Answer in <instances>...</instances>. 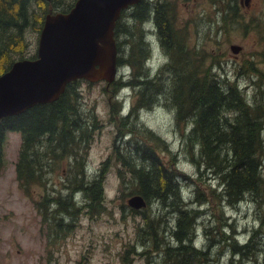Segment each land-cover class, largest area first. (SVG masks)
I'll use <instances>...</instances> for the list:
<instances>
[{
	"label": "trees",
	"instance_id": "trees-1",
	"mask_svg": "<svg viewBox=\"0 0 264 264\" xmlns=\"http://www.w3.org/2000/svg\"><path fill=\"white\" fill-rule=\"evenodd\" d=\"M76 1L0 0V74L7 71L14 61L26 58L27 29L37 28L41 34L49 12H68ZM233 1L218 0L225 14L235 19L237 11L233 8ZM49 3L52 4L51 10H46ZM236 3L239 5L237 0ZM175 14V1L141 0L123 10L117 22L115 37L119 71L120 67L128 64L132 76L128 82L116 78L109 86L106 85V89L115 88V94L123 85L133 88L135 106L130 114L122 117L125 121L122 120L121 124L134 126L127 129L130 131L116 134L114 152L111 158L103 162L106 165L103 172L108 164L117 165L122 188H131L125 193L131 197L141 195L149 208L153 203L162 210L174 212V227L163 228L164 242L160 245V217L150 212L143 213L145 227L139 228V233L150 232L149 240L154 244V250L144 251L149 264L153 262L152 253L163 255V260L154 264H211L206 251L194 245L195 227L200 214V210L194 206L198 202H188L182 194L175 167L165 163L157 149L150 144L131 138L123 141V145L129 147L124 150L117 141L139 130L138 123L131 120L134 111L151 108L164 98L175 109L176 121L191 124L186 142L191 150L198 148L199 157L195 153L193 156L199 169L207 171L208 175L219 181L216 189L211 188L213 194L219 191V187L223 189L219 191L218 202L237 206L239 202L247 201L250 195L264 196V77L255 80L258 90L253 102L237 82L220 80L222 74L214 72L216 67L207 65L206 58L210 54L205 52L204 47L198 49L196 44L190 43L186 29L177 27ZM149 23L155 25V35L169 59L154 77H149V70L144 65L152 51L144 29V25ZM30 58H37V52ZM81 81L70 82L54 102L37 104L26 112L0 119V164L6 134L19 133L16 180L20 189L35 203L43 222L50 224L52 234L56 235L70 227V223L64 222L66 215H69L68 218L77 217L82 212L94 218L106 210L102 168L95 175L87 168L88 149L99 124L94 113L89 123L78 113L76 97L80 93L77 85ZM69 157L73 162L63 170H66L68 184H64L60 192L53 190L56 196L50 192L41 195L40 200L35 199L32 196L33 188L46 186L47 172H51L53 165L58 166ZM63 189H68L66 194L62 193ZM80 193L83 195L81 200L77 198ZM199 195L198 192L197 200H200ZM259 237L263 240L264 236L255 230L246 243L240 244L236 235L231 236L234 253L250 255L248 252ZM170 238L175 240L170 243ZM132 251L134 247L129 246L127 252Z\"/></svg>",
	"mask_w": 264,
	"mask_h": 264
},
{
	"label": "rangeland",
	"instance_id": "rangeland-1",
	"mask_svg": "<svg viewBox=\"0 0 264 264\" xmlns=\"http://www.w3.org/2000/svg\"><path fill=\"white\" fill-rule=\"evenodd\" d=\"M169 1H175L176 4L177 27L186 29L192 45L196 44L198 49L204 47L205 52L210 54L206 58L207 65L213 64L216 67L214 72L222 74L219 76L220 80L237 82L253 102L258 90L255 80L264 77V0H253L251 8L237 10L235 19L225 14L223 5L218 0ZM237 1L240 4V0ZM51 7L52 4L49 3L45 8L51 10ZM144 29L147 41L152 46V72L149 77H154L169 59L155 35V25L145 24ZM39 38L37 28L27 29V50L24 53L26 59L37 52ZM233 45L242 47L241 51L235 53ZM131 76L130 67H120L118 79L128 82ZM77 89L80 93L76 97L78 113L88 123L92 121L94 113L99 124L86 157L87 168L95 175L100 173L101 168L103 172L106 166L103 162L112 157L116 134L130 131L127 129L134 126H122L121 123L122 120L125 121L122 117L130 114L136 100L130 85H123L113 94L115 88L106 89L104 81L92 83L83 80L77 85ZM134 113L131 120L138 123L139 130L128 134V138H118L117 144L127 150L129 147L124 146L123 141L131 138L141 140L154 146L164 162L175 167L182 194L188 202H198L194 207L200 210L193 239L195 247L206 251L211 264L264 262V237L263 240L259 237L248 252L250 255L246 256L235 254L230 243V237L235 235L240 244L246 243L248 237L255 234V230H259L264 236V196L250 195L247 201L243 200L237 206L218 202L219 191L222 192L223 189L219 187V191L213 194L211 188L218 186L219 181L212 178L211 174L209 176L207 171L199 169L193 156L195 153L199 157L198 148L193 151L186 142L191 124L176 121L175 109L164 98L159 104ZM20 139L17 132L6 134L0 164V264H149L148 255L144 251L154 250V244L149 240L150 232L139 233V228L145 227L143 213L150 212L151 215L160 217V245L164 242L163 228L174 227V212L162 210L163 208L153 203L150 208L131 207L128 204L131 196L125 193L131 188H122L117 165L108 164L103 172L106 210L94 218L82 212L77 217L68 218L69 215H66L64 222L70 223V227L57 235L52 234L50 224L43 222L35 203L20 189L16 180L15 165ZM72 162L69 157L58 166L53 165L51 172H47L46 186L34 187L32 196L40 200L41 195L52 193L53 190L59 191L64 184H68L66 170H63ZM67 191L68 189H63L62 193L66 194ZM198 192L200 200H197ZM52 194L57 195L56 192ZM82 196L80 193L77 198L81 200ZM166 219L168 223L165 224ZM174 240L175 238H170V243ZM129 246L134 247V251L128 253ZM152 256V264L163 260L162 254L158 256L152 253ZM237 257L239 260H236Z\"/></svg>",
	"mask_w": 264,
	"mask_h": 264
},
{
	"label": "water",
	"instance_id": "water-1",
	"mask_svg": "<svg viewBox=\"0 0 264 264\" xmlns=\"http://www.w3.org/2000/svg\"><path fill=\"white\" fill-rule=\"evenodd\" d=\"M141 0H77L68 12L46 16L37 58L20 59L0 75V119L60 98L70 82L112 83L118 75L115 28L122 11ZM240 46L233 45L235 53ZM128 204L141 209V195Z\"/></svg>",
	"mask_w": 264,
	"mask_h": 264
},
{
	"label": "flooded vegetation",
	"instance_id": "flooded-vegetation-1",
	"mask_svg": "<svg viewBox=\"0 0 264 264\" xmlns=\"http://www.w3.org/2000/svg\"><path fill=\"white\" fill-rule=\"evenodd\" d=\"M224 1H226V0H224ZM252 4H253V0H240L239 5L236 3V0H234L232 3L233 8H235L236 11L241 10L243 8H251ZM117 45H118V43H117Z\"/></svg>",
	"mask_w": 264,
	"mask_h": 264
},
{
	"label": "bare ground",
	"instance_id": "bare-ground-1",
	"mask_svg": "<svg viewBox=\"0 0 264 264\" xmlns=\"http://www.w3.org/2000/svg\"><path fill=\"white\" fill-rule=\"evenodd\" d=\"M144 65H145V67L149 70V73L151 74V72H152V65H151V57H150V55L148 56V57H146V59H145V61H144ZM123 66H128V67H130L128 64H125V65H123ZM122 66V67H123ZM163 66V65H162ZM160 69H161V67H160ZM159 69V70H160ZM158 72V71H157ZM156 72V73H157ZM156 73H155V75H156ZM130 80V79H129ZM240 87V86H239ZM240 89H241V87H240ZM190 125V124H189Z\"/></svg>",
	"mask_w": 264,
	"mask_h": 264
}]
</instances>
